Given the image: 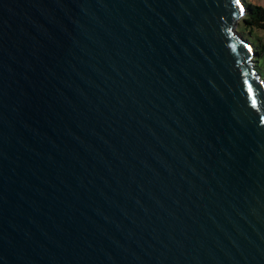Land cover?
I'll use <instances>...</instances> for the list:
<instances>
[{"label": "water", "instance_id": "obj_1", "mask_svg": "<svg viewBox=\"0 0 264 264\" xmlns=\"http://www.w3.org/2000/svg\"><path fill=\"white\" fill-rule=\"evenodd\" d=\"M243 11L0 0V264H264Z\"/></svg>", "mask_w": 264, "mask_h": 264}, {"label": "trees", "instance_id": "obj_2", "mask_svg": "<svg viewBox=\"0 0 264 264\" xmlns=\"http://www.w3.org/2000/svg\"><path fill=\"white\" fill-rule=\"evenodd\" d=\"M244 11L239 17L238 24L242 26V31L238 28L236 31L246 40H248L253 47L252 60L255 70L258 72V58H262L264 64V34L262 36H255L256 44L251 38L245 36L243 31H246L250 36L253 35L254 30L264 31V5L252 4L243 1ZM259 73V72H258ZM260 75V74H259ZM260 77L263 79L262 75ZM264 80V79H263Z\"/></svg>", "mask_w": 264, "mask_h": 264}, {"label": "rangeland", "instance_id": "obj_3", "mask_svg": "<svg viewBox=\"0 0 264 264\" xmlns=\"http://www.w3.org/2000/svg\"><path fill=\"white\" fill-rule=\"evenodd\" d=\"M242 1H246L252 4H258V5H264V0H242ZM238 21H236L235 23V30H237L238 28L242 31V26H239ZM243 34L249 38H251V40L253 41V43L256 44V38L255 36H262L264 34V31L262 30H254L253 31V35H249L246 31H243ZM258 67H259V74L262 75L263 79H264V64H263V60L262 58H258Z\"/></svg>", "mask_w": 264, "mask_h": 264}, {"label": "snow or ice", "instance_id": "obj_4", "mask_svg": "<svg viewBox=\"0 0 264 264\" xmlns=\"http://www.w3.org/2000/svg\"><path fill=\"white\" fill-rule=\"evenodd\" d=\"M237 2H239V0H237Z\"/></svg>", "mask_w": 264, "mask_h": 264}]
</instances>
